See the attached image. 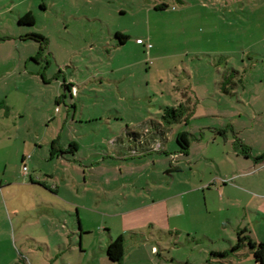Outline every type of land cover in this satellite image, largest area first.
<instances>
[{
	"label": "rangeland",
	"instance_id": "obj_1",
	"mask_svg": "<svg viewBox=\"0 0 264 264\" xmlns=\"http://www.w3.org/2000/svg\"><path fill=\"white\" fill-rule=\"evenodd\" d=\"M27 13L34 24L19 25ZM28 34L44 42L18 41ZM0 50L1 64L18 68L1 84L5 178L39 183L32 198L6 199L0 264H112L106 229L120 231L118 213L177 161L178 179L228 186L221 203L208 192L190 202L210 241L147 230L148 247L126 264H258L247 246L231 248L241 229L264 243V0H0ZM166 108H181L180 121L165 124ZM157 128L163 145L145 152L132 143L133 155L116 156L119 135L131 142L127 133ZM58 143L73 146L60 150L73 164L50 160ZM177 184L165 195L186 189ZM211 249L228 256L207 263Z\"/></svg>",
	"mask_w": 264,
	"mask_h": 264
},
{
	"label": "crops",
	"instance_id": "obj_2",
	"mask_svg": "<svg viewBox=\"0 0 264 264\" xmlns=\"http://www.w3.org/2000/svg\"><path fill=\"white\" fill-rule=\"evenodd\" d=\"M21 34L19 35L20 38ZM14 40H17L16 37H13ZM18 41H25L23 39H20ZM138 42V41H137ZM14 50L18 52V44L15 45V49L9 48L7 51V56H13ZM2 53H5V51L0 50V57L2 58ZM10 54V55H9ZM1 64V62H0ZM11 68V70H10ZM18 70L17 67H10L4 66L3 63L0 65V109L4 106V93L1 88V84L3 82L4 76L9 75L13 70ZM65 84H68L67 82H64ZM68 88H71L68 86ZM68 91L70 89H67ZM1 127V126H0ZM3 130L2 127L0 128V217L2 216V213L7 212L8 214V203L6 202V199L8 201L11 200L12 197L16 198L17 195H23L27 198H32L33 196L37 195L36 188L39 186V183L34 181L30 175H28L29 179L28 181H19V180H13L9 178H5V170L8 166L9 161V155L11 152L5 153L3 142ZM167 134V133H166ZM157 136L151 133L146 138H140V143H144V146H141L143 148H149L151 151L152 148L155 147L154 141L152 139H155ZM138 141V143H139ZM156 141V140H155ZM167 141V138H165L162 145ZM145 143H147L145 145ZM114 150L116 151V156L121 158V156H124L125 153H128L129 155H133L134 152L131 151V145L132 142L125 141L122 136L119 135L118 142H113ZM149 144V146H148ZM157 144V143H155ZM143 145V144H142ZM67 145H64V143H58L55 148L51 150L52 154L50 156V160L53 162L55 161L57 165H63L67 166V163L75 162V159H67V155H64L60 153V150H67ZM138 147H140L137 144ZM140 147V148H141ZM148 149V151H149ZM161 150V149H159ZM147 152V151H145ZM136 153V152H135ZM127 154V155H128ZM144 154V152L140 153L139 155ZM180 157L184 160L183 162L188 163V159L185 156H182L180 154L177 156V158ZM23 161L25 157L23 156ZM73 164V163H70ZM152 168L155 166V162H152ZM170 168L162 167L160 172L158 173L159 179H152L150 182L146 181L144 185H141L140 193L137 194L136 200H139V204L136 206L128 207L124 210H122L121 213H118L120 215V223H121V230L117 231L115 234L112 233V229H106V234L108 235V242L107 245L114 241L117 237H122L123 240L126 242L127 240H134L133 245L125 249L124 247V257L121 264H126L127 261H131L132 259L135 260L137 257L136 254H138V251L142 247H148V244L146 242V239H144V234H146L145 231L151 230L152 232H170V233H176V236L178 234H181L183 232L186 233H192V230L194 233L203 232L201 238L207 239L210 241L211 235H209L207 230L201 231V228L197 226V220L199 219L197 211L194 206L191 205V201L194 202V195L202 194L203 198L206 201V195L207 192L211 193L215 199L221 203L224 200V194L225 190L228 186L222 181V187L219 186L218 183L215 184V188H211V184L208 183H202L200 181V184L195 185V183L189 179V178H183L178 179L174 176L172 172L179 173L181 171V163L177 161V163L173 164L171 163ZM74 167V166H73ZM154 173V171H153ZM25 175V174H24ZM52 181H57L62 183L63 179H54L51 174L47 175ZM168 176V177H167ZM167 178V179H164ZM236 180V179H235ZM39 181V180H38ZM40 182V181H39ZM47 182V181H46ZM42 183L45 189L54 191L55 193H58L61 191V187L56 185H49L48 183ZM174 182L182 183L184 186H186V189H184L181 192L175 193V194H167L165 195V192H170L172 190V186ZM166 183V184H165ZM64 184L66 185L67 182L65 181ZM124 184V183H123ZM125 186V184H124ZM232 189H237L236 186H231ZM206 190V191H205ZM230 191V190H228ZM20 193V194H15ZM123 200L128 203L132 197L127 196L126 194L122 195ZM259 204L257 205L256 210L259 208ZM247 208H250V204L247 205ZM3 211V212H2ZM14 215L17 216V211L13 210ZM178 238V236H177ZM139 240H142L140 243ZM149 240V239H148ZM2 243V242H0ZM197 242L195 241V244ZM144 245V246H143ZM127 248V247H126ZM106 250V248H105ZM151 252H154V247L151 249ZM211 252H223L219 249L210 250ZM207 254L210 256L209 252L207 251ZM109 261V260H108ZM210 262H218L222 263L223 260H218L212 257V259L208 260L207 263ZM112 263V262H111ZM113 264V263H112Z\"/></svg>",
	"mask_w": 264,
	"mask_h": 264
},
{
	"label": "trees",
	"instance_id": "obj_3",
	"mask_svg": "<svg viewBox=\"0 0 264 264\" xmlns=\"http://www.w3.org/2000/svg\"><path fill=\"white\" fill-rule=\"evenodd\" d=\"M18 23L19 25H33L34 24V20L33 17L31 16L30 13L25 14L23 17H20L18 19ZM22 39L25 40H34L40 43L44 42V38L40 35L37 34H28L22 37ZM182 117V110L181 108H166L164 110V115L162 117L163 122L165 124H172V123H177L180 121ZM153 134L155 136H157L155 139H152L154 141V144L157 143L159 140L163 143L165 140V135H166V131L163 129H159L157 128ZM127 138L128 140H130L134 145L137 146V144L141 147L144 146V143H140L139 139H140V135L138 134H129L127 133ZM156 140V141H155ZM158 140V141H157ZM139 141V143H138ZM178 142L181 146V153L183 155H187L188 154V148H189V141L187 139V134L185 132L179 134L178 137ZM147 143H145L146 145ZM149 146V144H148ZM138 147V146H137ZM73 146H70L69 149H72ZM149 148H140V151L144 150V151H148ZM131 151L134 152L133 149H131ZM60 153H62L61 151H59ZM68 152V151H66ZM70 152V151H69ZM246 229H241L237 232L236 237H237V243L231 248L232 252H236L237 250H239L241 247L247 246L253 253L255 262L258 264H264V243H255L254 241H252L249 236L246 235ZM123 238L122 237H117L114 241L110 242L106 248V256L108 258V260L112 263H116V264H121V262L123 261V257H124V242H123ZM211 258H215V259H220L223 260L228 256V252L223 251V252H211L210 254Z\"/></svg>",
	"mask_w": 264,
	"mask_h": 264
},
{
	"label": "built area",
	"instance_id": "obj_4",
	"mask_svg": "<svg viewBox=\"0 0 264 264\" xmlns=\"http://www.w3.org/2000/svg\"><path fill=\"white\" fill-rule=\"evenodd\" d=\"M138 43H141V41H138ZM23 172H26V168L25 167L23 168Z\"/></svg>",
	"mask_w": 264,
	"mask_h": 264
}]
</instances>
